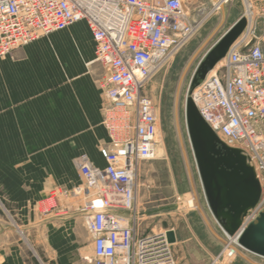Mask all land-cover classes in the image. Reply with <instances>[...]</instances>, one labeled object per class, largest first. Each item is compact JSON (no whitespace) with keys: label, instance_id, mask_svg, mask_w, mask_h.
Instances as JSON below:
<instances>
[{"label":"built area","instance_id":"built-area-1","mask_svg":"<svg viewBox=\"0 0 264 264\" xmlns=\"http://www.w3.org/2000/svg\"><path fill=\"white\" fill-rule=\"evenodd\" d=\"M186 0H0V57L41 36L84 21L94 56L105 72L102 125L108 141L103 167L76 159L84 227L93 244L92 264H179L165 229L136 230L138 165L157 156V106L149 80L199 30ZM250 30L190 97L226 145L240 149L262 182L260 199L243 227L264 211V48ZM260 185V184H259ZM56 190L49 193V200ZM50 202V201H49Z\"/></svg>","mask_w":264,"mask_h":264},{"label":"rangeland","instance_id":"rangeland-1","mask_svg":"<svg viewBox=\"0 0 264 264\" xmlns=\"http://www.w3.org/2000/svg\"><path fill=\"white\" fill-rule=\"evenodd\" d=\"M248 1L250 30L254 32L249 37L252 41L255 37L263 38L261 45L264 48V0ZM214 3V0H186L185 6L196 19H201L214 7ZM224 6V16L219 9L215 10L207 21L202 22L193 38L175 53L146 85V94L158 108L157 137L160 149L155 159L141 161L138 165V205L139 209H154L159 206L161 215L153 218L152 225L144 229L141 228V223L149 219L137 216L136 230L138 234H143L157 231L154 225H160V222L166 226L169 223L167 213L171 207H176V213H189L190 220L200 236L201 245L203 244L201 248L208 249V259L211 260L209 264H264L263 257L248 253L239 247L244 254H238L226 247L229 238L227 239L220 226L214 222L207 206L185 125L184 101L198 62L209 45L244 14L242 0L227 1ZM76 23L41 36L19 47L13 58L2 56L0 61L24 65H100L90 63L93 49L86 23L78 22L82 26L81 29L71 33ZM19 52L25 53L18 55ZM100 67L95 79L102 96L101 112L104 94L100 84L105 80V72L101 65ZM180 77L181 88L177 91ZM70 169L67 176L71 178L72 183L53 184L48 187L43 196L28 203L29 214L26 215L19 213L22 210V207H19V199L7 197L0 187L1 255L8 251L13 253L16 256V264H92L93 244L84 227V212L81 211L85 197L72 195V192L81 186V181L75 166ZM53 189L56 190V196L49 200V193ZM192 189L195 191L199 208L192 201ZM73 232L76 238L74 247L71 241Z\"/></svg>","mask_w":264,"mask_h":264},{"label":"crops","instance_id":"crops-1","mask_svg":"<svg viewBox=\"0 0 264 264\" xmlns=\"http://www.w3.org/2000/svg\"><path fill=\"white\" fill-rule=\"evenodd\" d=\"M74 26L72 34L81 29ZM88 33L91 37L89 30ZM16 50L8 57L13 58ZM100 69V65L0 61V187L7 197L19 199L20 214H29L28 203L43 196L51 185L72 183L67 176L72 166L79 177L78 157L86 156L98 167L105 165L100 149L108 137L101 124L102 96L95 79ZM136 210L137 216L149 219L141 223L142 229L161 215L159 206L139 209L138 196ZM175 210L171 207L167 213L166 226L160 222L154 227L173 230L172 248L179 264H209L208 249L201 248L203 244L189 213ZM71 237L74 247V232ZM15 258L9 251L0 254V264H16Z\"/></svg>","mask_w":264,"mask_h":264},{"label":"water","instance_id":"water-1","mask_svg":"<svg viewBox=\"0 0 264 264\" xmlns=\"http://www.w3.org/2000/svg\"><path fill=\"white\" fill-rule=\"evenodd\" d=\"M244 27L245 19L240 17L206 50L192 75L184 105L187 135L203 194L227 238L237 233L242 216L257 203L260 185L246 156L219 139L198 112L190 93L224 57ZM166 236L169 242L175 241L173 230H167ZM236 243L244 251L264 257V211L236 235Z\"/></svg>","mask_w":264,"mask_h":264},{"label":"bare ground","instance_id":"bare-ground-1","mask_svg":"<svg viewBox=\"0 0 264 264\" xmlns=\"http://www.w3.org/2000/svg\"><path fill=\"white\" fill-rule=\"evenodd\" d=\"M227 1H230V0H214V7L206 14V16L204 17V20L203 21H207V19H208V17L209 16H211L213 13H215L214 11L215 10H217V9H219V11L221 12V14H222V16H224V14H225V4H226V2ZM242 2H243V4H244V8H245V10H244V14H243V16L242 17H244V19H245V27H244V29H243V31L238 35V37L235 39V41L229 46V48H228V50H227V52H226V54L224 55V57H222L213 67H212V69L211 70H209L208 72H207V74L205 75V77H209V76H211L214 72H215V70L220 66V65H222L223 63H224V61H225V57L227 56V54H228V52L230 51V49H232L237 43H239L241 40H244V38L247 36V34H248V32L250 31V23H251V17H250V5H249V1L248 0H242ZM227 12V11H226ZM226 16V15H225ZM221 22V21H220ZM74 28L75 29H77V30H79L80 28H81V24L80 23H76L75 24V26H74ZM193 38V37H192ZM190 41V40H189ZM200 45V44H199ZM200 48V47H199ZM196 52V51H195ZM206 52V51H205ZM192 59V58H191ZM88 64V63H87ZM188 64V63H187ZM188 68V67H187ZM184 72V71H183ZM181 79L179 80V82H178V85H177V91L179 90V87H180V85H181V82H182V77H180ZM181 88V87H180ZM176 95V94H175ZM175 98V97H174ZM175 102V101H174ZM178 103V102H177ZM184 105H185V101H184ZM175 118V117H174ZM176 125V124H175ZM179 128V127H178ZM180 131V130H179ZM180 133V132H179ZM179 135V134H178ZM179 139V138H178ZM182 139V138H181ZM221 140V139H220ZM180 141V140H179ZM222 141V140H221ZM223 142V141H222ZM224 143V142H223ZM180 146H181V150H182V152H183V156L185 157V154H184V149H183V145H182V143L180 142ZM159 149H160V147L157 145V155L159 154ZM186 166H187V163H186ZM256 176V178H257V180H258V182H259V184H260V187L262 188V182H261V180L258 178V176L257 175H255ZM189 177H190V175H189ZM261 195V194H260ZM196 195H195V191H194V189H192V201H193V203L199 208V204L196 202ZM259 199H260V196H259ZM258 199V200H259ZM202 210V209H201ZM201 210H200V212H201ZM203 211V210H202ZM247 211H249V210H247ZM247 211H246V213L245 214H247ZM204 213V212H203ZM244 214V215H245ZM84 215V214H83ZM243 215V216H244ZM243 216H242V218H243ZM203 217V216H202ZM207 218V217H206ZM205 218V219H206ZM204 219V218H203ZM209 221V220H208ZM208 221H206V222H208ZM209 224V223H208ZM213 226V225H212ZM244 227L242 226V224L240 225V228H239V230L237 231V233L233 236V237H230L229 238V241L227 242V244H226V247L228 248H230L232 251H234V252H236V253H238V254H244V253H242L241 252V249L239 250V248H238V245H237V243H236V235L243 229ZM227 237V236H226ZM228 239V238H227ZM232 243H234L235 245H232ZM249 253V252H248ZM84 258V257H83ZM264 258V257H263ZM85 259H87V257H85ZM253 259V258H252ZM249 260V259H248Z\"/></svg>","mask_w":264,"mask_h":264}]
</instances>
